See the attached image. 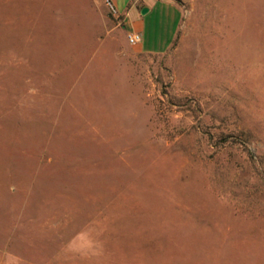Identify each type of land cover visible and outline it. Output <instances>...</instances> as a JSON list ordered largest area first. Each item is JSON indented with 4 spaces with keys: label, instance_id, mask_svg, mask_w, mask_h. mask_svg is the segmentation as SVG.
<instances>
[{
    "label": "rangeland",
    "instance_id": "rangeland-1",
    "mask_svg": "<svg viewBox=\"0 0 264 264\" xmlns=\"http://www.w3.org/2000/svg\"><path fill=\"white\" fill-rule=\"evenodd\" d=\"M181 1L0 0V264H264V0Z\"/></svg>",
    "mask_w": 264,
    "mask_h": 264
},
{
    "label": "crops",
    "instance_id": "crops-1",
    "mask_svg": "<svg viewBox=\"0 0 264 264\" xmlns=\"http://www.w3.org/2000/svg\"><path fill=\"white\" fill-rule=\"evenodd\" d=\"M175 1V0H173ZM172 0H106L107 3L111 4L114 10H116V15L121 18L123 27L127 28V34L138 33L141 36V41L137 45H134L138 52L146 55H160L162 50L160 44L162 41H157L153 39L150 43V22L162 19L165 21L166 34L169 32V38H165L164 45L170 47L176 36V32L179 28V19L177 15L181 17V0L179 1V13H172L171 17L168 14H164L159 9L162 7V3L169 9L173 4ZM161 5V6H160ZM165 7V8H166ZM146 8V13L141 14V10ZM174 11V10H173ZM167 15V16H166ZM127 23V27H125ZM163 27V26H162ZM161 33V31H160ZM160 37V36H159Z\"/></svg>",
    "mask_w": 264,
    "mask_h": 264
},
{
    "label": "built area",
    "instance_id": "built-area-1",
    "mask_svg": "<svg viewBox=\"0 0 264 264\" xmlns=\"http://www.w3.org/2000/svg\"><path fill=\"white\" fill-rule=\"evenodd\" d=\"M107 5L109 6V8L111 9V11L113 13H115L114 8L112 7L111 4L107 3ZM127 41L130 45L134 46L137 45L138 43H140L141 41V36L138 33H131V34H127Z\"/></svg>",
    "mask_w": 264,
    "mask_h": 264
},
{
    "label": "water",
    "instance_id": "water-1",
    "mask_svg": "<svg viewBox=\"0 0 264 264\" xmlns=\"http://www.w3.org/2000/svg\"><path fill=\"white\" fill-rule=\"evenodd\" d=\"M146 8H143L142 10H141V14H145L146 13Z\"/></svg>",
    "mask_w": 264,
    "mask_h": 264
}]
</instances>
